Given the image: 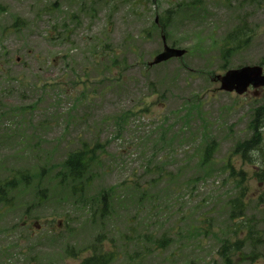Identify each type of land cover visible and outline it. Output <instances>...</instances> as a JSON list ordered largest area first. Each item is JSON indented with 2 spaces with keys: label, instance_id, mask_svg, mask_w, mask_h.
Listing matches in <instances>:
<instances>
[{
  "label": "rangeland",
  "instance_id": "rangeland-1",
  "mask_svg": "<svg viewBox=\"0 0 264 264\" xmlns=\"http://www.w3.org/2000/svg\"><path fill=\"white\" fill-rule=\"evenodd\" d=\"M241 26L249 40L224 63L221 41ZM160 29L185 54L149 65ZM260 63L264 0H0V183L17 182L0 201V264L100 251L111 264H222L224 240H244L235 264H264V90L225 93L207 74ZM253 120L261 143L229 160ZM82 144L103 148L73 191L57 174Z\"/></svg>",
  "mask_w": 264,
  "mask_h": 264
},
{
  "label": "trees",
  "instance_id": "trees-1",
  "mask_svg": "<svg viewBox=\"0 0 264 264\" xmlns=\"http://www.w3.org/2000/svg\"><path fill=\"white\" fill-rule=\"evenodd\" d=\"M162 24V22H161ZM225 45L223 46V52L222 56L226 57L228 54H232L236 52L237 50L241 49L242 46L246 44V42L249 40L248 35L245 33V28H242L240 31L232 32V34L228 35L226 37ZM230 41V43H229ZM235 42V45L232 43ZM260 113V110H256V114ZM250 129L253 130V135L248 140H245L243 142L238 143L234 147L233 154L239 155L241 159L249 161V153L250 150L255 149V147L259 144V135L255 129V126L249 125ZM215 144L214 142L209 143L206 145L204 152H203V158L209 159L214 151ZM94 159L93 153L91 150H88L86 146H83V149L71 153L67 156V158L64 160L62 166L64 168L63 173L57 174V176L61 177L62 179H65L66 181L75 182L80 181V184L83 183L85 178V173L90 168V163ZM231 170V175L234 174L231 167H229ZM235 175V174H234ZM239 176H241L239 174ZM23 181V178H21V182ZM17 182L14 179H10L5 181L4 183L0 184V201L4 199L3 195L13 189ZM25 183V182H23ZM239 185V184H238ZM7 194V193H6ZM101 202L102 203V209H106V194L101 195ZM241 202L239 199L234 198L231 202V209L229 213V219L234 220V218H237L240 213H236L237 210L240 209ZM247 239L252 240L255 239L256 242L260 240L261 238L259 236L251 237L250 233L247 236ZM258 243V242H257ZM244 245V240H237L234 243H230L228 240H225L222 242L220 248H219V255L222 259L223 264H234L233 260L231 259L230 255L234 251H239L242 246ZM71 251V250H70ZM72 252V251H71ZM252 254L250 256H246L245 259L249 261L250 263L253 261ZM112 261V254L111 253H105V252H94L91 255L84 257L80 260L79 264H110Z\"/></svg>",
  "mask_w": 264,
  "mask_h": 264
},
{
  "label": "water",
  "instance_id": "water-1",
  "mask_svg": "<svg viewBox=\"0 0 264 264\" xmlns=\"http://www.w3.org/2000/svg\"><path fill=\"white\" fill-rule=\"evenodd\" d=\"M183 52L179 50H166V52L158 56L155 63L163 61L171 56H180ZM221 81V89L231 91L235 89L237 93H242L248 85L259 87L264 85V76L261 75V69L257 66L243 67L238 70L227 72Z\"/></svg>",
  "mask_w": 264,
  "mask_h": 264
}]
</instances>
